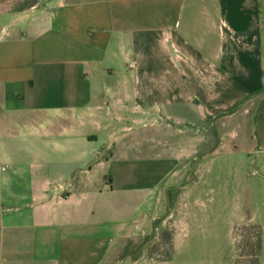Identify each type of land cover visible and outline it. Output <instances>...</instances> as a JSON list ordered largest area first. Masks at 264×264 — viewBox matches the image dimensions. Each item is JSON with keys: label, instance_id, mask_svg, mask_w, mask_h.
Returning a JSON list of instances; mask_svg holds the SVG:
<instances>
[{"label": "crops", "instance_id": "crops-1", "mask_svg": "<svg viewBox=\"0 0 264 264\" xmlns=\"http://www.w3.org/2000/svg\"><path fill=\"white\" fill-rule=\"evenodd\" d=\"M260 14V0H0V264H131L117 252L183 186L132 159L189 173L213 149L264 155Z\"/></svg>", "mask_w": 264, "mask_h": 264}, {"label": "rangeland", "instance_id": "rangeland-1", "mask_svg": "<svg viewBox=\"0 0 264 264\" xmlns=\"http://www.w3.org/2000/svg\"><path fill=\"white\" fill-rule=\"evenodd\" d=\"M260 7L264 32V0H260ZM156 159L135 158L130 166L170 170L163 172L167 184L181 179L183 186L173 191L174 194L171 191L172 199L168 198L161 218L165 221L159 222L161 229L174 232V255L171 261L159 262L146 256L149 253L146 251L131 264H264L263 154L256 151L217 153L213 149L205 156L191 158L189 165L183 162L178 168L182 171L188 166L189 173L175 172L174 163L166 162L167 165ZM255 228L260 230V236ZM146 238L130 240L138 246ZM128 242L117 252V258L124 259ZM163 253L164 249L158 257ZM138 255L133 253V257Z\"/></svg>", "mask_w": 264, "mask_h": 264}, {"label": "trees", "instance_id": "trees-1", "mask_svg": "<svg viewBox=\"0 0 264 264\" xmlns=\"http://www.w3.org/2000/svg\"><path fill=\"white\" fill-rule=\"evenodd\" d=\"M264 93V90H263ZM165 220L159 219L155 221V234L151 238H146L142 244H137L133 240H129L127 247L125 249L124 259H129L131 261H137L140 258L141 254H144L146 251L149 252L146 254L151 259H156L159 262H168L171 261L174 255V232L169 228H160L159 222ZM257 236L261 235V232L258 228H255ZM159 237V238H158ZM158 238V240H157ZM258 247L261 251V241L259 242ZM164 249L162 257H158V254ZM133 253L139 254L136 257H133Z\"/></svg>", "mask_w": 264, "mask_h": 264}]
</instances>
